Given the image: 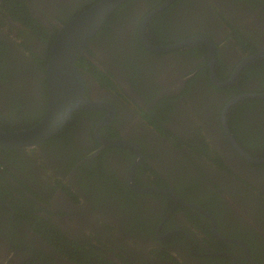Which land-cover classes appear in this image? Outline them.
Wrapping results in <instances>:
<instances>
[{"label": "flooded vegetation", "instance_id": "flooded-vegetation-1", "mask_svg": "<svg viewBox=\"0 0 264 264\" xmlns=\"http://www.w3.org/2000/svg\"><path fill=\"white\" fill-rule=\"evenodd\" d=\"M6 1L0 130L14 132L46 115L60 29L102 0ZM168 1L121 4L76 62L86 98L114 112L74 111L35 148L0 151V264H90L87 251L101 258L91 264H251L244 246L264 264V163H256L264 99L227 112L229 132L255 162L223 125L232 99L264 94V57L245 64L264 53V0H174L158 12ZM201 38L213 48L181 46ZM211 52L216 78L231 84L215 83ZM100 140L136 144L139 166L137 150ZM137 189L171 190L216 229L199 210Z\"/></svg>", "mask_w": 264, "mask_h": 264}, {"label": "water", "instance_id": "water-1", "mask_svg": "<svg viewBox=\"0 0 264 264\" xmlns=\"http://www.w3.org/2000/svg\"><path fill=\"white\" fill-rule=\"evenodd\" d=\"M126 1L128 0H102L97 5L86 10L81 15H78L70 23L60 29L58 36L52 46L47 63L49 101L46 115L40 123L29 129L14 132L0 130V151L35 148L39 144L55 136L63 128L66 122L70 120L74 111L106 108L109 112H114V108L112 106L105 105V103L91 102L88 100V98H86L84 81L79 69L77 68L76 62L78 58L82 57L86 53L87 46L93 39L94 35L100 30L102 25L113 14V12ZM173 1L174 0H169L161 9L158 10V12L163 10ZM152 16L153 15H151L149 18ZM195 41L204 42L213 48L211 41L205 38L194 39L192 41L190 40L181 44V46ZM154 50L160 53L169 51L168 48H154ZM261 57H264V53L251 56L246 60L245 64ZM241 68L237 70L233 80L239 74ZM211 71L213 79L217 85L224 87L232 83V81L222 83L216 78L214 52H211ZM252 98L264 99V94H244L232 99L223 112V125L225 127L229 141L239 151V153L243 155L246 160L255 162L238 146L226 125L227 112L229 108L237 102ZM112 117L113 113L110 115V119H112ZM106 121H109V119H104V121H102L98 127L102 126L104 123L106 124ZM100 142L107 148L131 146L139 153V158L135 163L134 168L139 166L142 157V151L136 144L126 143L118 140L112 142L100 140ZM256 163H264V160L256 161ZM137 190L141 192H152L156 194L167 195L177 200L179 204L195 208L205 216L211 217L213 220V229H216V222L213 216L209 215L197 206L183 202L171 190ZM227 241L239 243L237 240ZM244 249L246 250L248 261L251 264H255L251 260L248 250L245 246Z\"/></svg>", "mask_w": 264, "mask_h": 264}, {"label": "trees", "instance_id": "trees-1", "mask_svg": "<svg viewBox=\"0 0 264 264\" xmlns=\"http://www.w3.org/2000/svg\"><path fill=\"white\" fill-rule=\"evenodd\" d=\"M5 4H9V3H13V2H10V1H6V2H4ZM12 6H14V4L12 5ZM9 11H12V9H9ZM13 13V12H12ZM11 13V14H12ZM33 25V23L31 24V26ZM250 101H247V102H244V104H247V103H249ZM38 218V217H37ZM36 220V219H35ZM84 257L86 258V260H88L89 262H90V264H91V261L92 262H96V261H98V260H101V258L96 254V253H94V252H91V251H87V252H85V254H84ZM96 263H98V262H96Z\"/></svg>", "mask_w": 264, "mask_h": 264}]
</instances>
